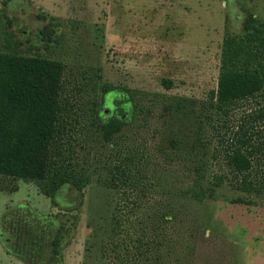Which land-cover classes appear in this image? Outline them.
I'll use <instances>...</instances> for the list:
<instances>
[{
    "label": "rangeland",
    "instance_id": "374dc122",
    "mask_svg": "<svg viewBox=\"0 0 264 264\" xmlns=\"http://www.w3.org/2000/svg\"><path fill=\"white\" fill-rule=\"evenodd\" d=\"M0 1V49L6 32L18 54L64 64L65 126L84 169L83 189L65 184L53 200L37 182L0 175V264H110L93 231L99 242L105 238L119 199L108 166L129 155L163 179L153 180L138 219L173 206L167 264H264L263 202L231 203L239 193L228 187L213 199L184 196L196 184V167L204 185L208 174L227 172L215 134L226 132L230 141L258 109L253 100L238 103L222 129L210 93L225 32L242 33L244 9L264 25V0ZM112 118L122 130L106 144L98 126Z\"/></svg>",
    "mask_w": 264,
    "mask_h": 264
},
{
    "label": "trees",
    "instance_id": "16d2710c",
    "mask_svg": "<svg viewBox=\"0 0 264 264\" xmlns=\"http://www.w3.org/2000/svg\"><path fill=\"white\" fill-rule=\"evenodd\" d=\"M4 11L5 3L0 1V26L5 24L4 19L6 22ZM243 11L242 33L225 32L210 107L226 130L230 113L238 103L253 100L258 109L228 142L226 132L212 126L217 131V145L226 149L222 159L227 172L208 174L204 185V171L196 167V184L184 191V196L198 201L213 199L219 189L228 187L239 193L231 203H264V25L252 12ZM4 35L0 49V175L37 182L41 194L51 200L65 184L81 191L84 169L65 126V66L48 58L18 54L12 36L6 32ZM163 84L168 88L170 82L164 80ZM116 112L123 114L121 102L116 103ZM98 128L103 143L110 144L122 125L112 118ZM107 174L108 184L119 199L105 238L99 242L100 231H93L92 241L97 243L101 256L110 264H167L168 253L164 250L174 244L170 236L173 206L164 203L138 219L154 190L153 180L162 177L149 174L144 163L136 162L133 155L109 165ZM52 247L59 255L58 238Z\"/></svg>",
    "mask_w": 264,
    "mask_h": 264
},
{
    "label": "flooded vegetation",
    "instance_id": "af4514ba",
    "mask_svg": "<svg viewBox=\"0 0 264 264\" xmlns=\"http://www.w3.org/2000/svg\"><path fill=\"white\" fill-rule=\"evenodd\" d=\"M17 240H12V239H10V238H6V239H4V242L6 243V244H10V243H14V242H16ZM14 246H16V244H14ZM29 250V249H28ZM33 255V254H32Z\"/></svg>",
    "mask_w": 264,
    "mask_h": 264
}]
</instances>
